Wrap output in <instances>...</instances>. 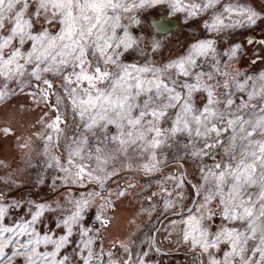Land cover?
<instances>
[{"label": "snow or ice", "instance_id": "snow-or-ice-1", "mask_svg": "<svg viewBox=\"0 0 264 264\" xmlns=\"http://www.w3.org/2000/svg\"><path fill=\"white\" fill-rule=\"evenodd\" d=\"M262 25L252 0H0V106L30 102L0 118V264H264Z\"/></svg>", "mask_w": 264, "mask_h": 264}, {"label": "crops", "instance_id": "crops-1", "mask_svg": "<svg viewBox=\"0 0 264 264\" xmlns=\"http://www.w3.org/2000/svg\"><path fill=\"white\" fill-rule=\"evenodd\" d=\"M261 1L264 2V0H261ZM181 32L182 31H180L179 34H176V36L178 39L180 40L182 39L181 40L182 44H184L189 39V35L187 34L188 32L186 34H181ZM245 35L246 34H243L241 37L242 42L245 40ZM241 63L246 65L247 60L246 59L242 60ZM136 179L139 180L142 185L145 183V181L140 177H136ZM152 190L156 191L157 189L153 188ZM139 191L140 189L137 188L134 190V193H138ZM138 210H139V203L137 200L133 198L132 195L126 198H122V200L117 203L116 211L115 213H113L116 219L114 220L113 224L111 225L109 229V232H108L109 237L111 238L114 236H119L121 233L126 232L128 230L127 220L130 219L135 214V212H137ZM140 219L147 220V217L144 216V217H141ZM158 238L162 240L163 236H160ZM164 245L167 248L168 242L164 241ZM165 257L166 258H156V259H162L163 264H173V262H175V264H191V258L186 255V252L183 248H181L179 251L173 250L169 256H165Z\"/></svg>", "mask_w": 264, "mask_h": 264}, {"label": "rangeland", "instance_id": "rangeland-1", "mask_svg": "<svg viewBox=\"0 0 264 264\" xmlns=\"http://www.w3.org/2000/svg\"><path fill=\"white\" fill-rule=\"evenodd\" d=\"M254 6H256L259 9L260 7H264V2L259 1V2H257V5H254ZM178 20H179V18H178ZM180 24H181L180 27H182L181 34H186L187 32H188L187 34H189L193 31L197 30V28L201 24V21L199 19H196V20L190 22L188 27H185L182 23H180ZM261 27H264V25H262ZM197 34H202V33H197ZM243 34H246V30L238 29V30H236L232 39L236 42H242L241 37ZM181 37H183V36H181ZM181 40L177 39V41L176 40L170 41L169 48L172 49L174 53H178L180 51L179 45L182 44ZM167 53H168V49L165 50V54H167ZM257 67L259 68L261 66L258 65ZM25 102L30 103L29 101H27V98L17 97V98H14L13 100L9 101L6 106H0V118H4L7 115L11 114V110H12L13 106L18 105V103H25ZM37 114H38V112L33 113V116H35ZM12 156L17 157V164L20 165L21 168H23V165L20 163V160H19V153L16 151V148H15V139L12 137H8V138L0 137V158H4V159L8 160V158H10ZM2 174H3V172H0V175H2ZM26 179H27V177H22L21 182H24ZM45 191L46 190L41 191L40 195L44 196ZM156 258H166V257L157 256Z\"/></svg>", "mask_w": 264, "mask_h": 264}, {"label": "flooded vegetation", "instance_id": "flooded-vegetation-1", "mask_svg": "<svg viewBox=\"0 0 264 264\" xmlns=\"http://www.w3.org/2000/svg\"><path fill=\"white\" fill-rule=\"evenodd\" d=\"M259 1H261V0H252V2L254 3V5H257V2H259ZM178 20V19H177ZM180 21L178 20L177 22H176V24H175V26L174 27H178V29H180V30H176V29H174L173 31L176 33V34H179L180 33V31H181V27H180V23H179ZM173 27V28H174ZM249 35L251 34V33H248ZM255 35L256 36H260V35H262V33L260 32V31H257L256 33H255Z\"/></svg>", "mask_w": 264, "mask_h": 264}, {"label": "bare ground", "instance_id": "bare-ground-1", "mask_svg": "<svg viewBox=\"0 0 264 264\" xmlns=\"http://www.w3.org/2000/svg\"><path fill=\"white\" fill-rule=\"evenodd\" d=\"M176 30H179L177 26H176Z\"/></svg>", "mask_w": 264, "mask_h": 264}, {"label": "water", "instance_id": "water-1", "mask_svg": "<svg viewBox=\"0 0 264 264\" xmlns=\"http://www.w3.org/2000/svg\"><path fill=\"white\" fill-rule=\"evenodd\" d=\"M176 29V27L173 28V30Z\"/></svg>", "mask_w": 264, "mask_h": 264}]
</instances>
